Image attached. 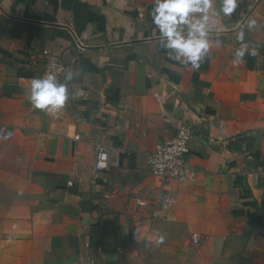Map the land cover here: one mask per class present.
Instances as JSON below:
<instances>
[{"label": "crops", "instance_id": "crops-1", "mask_svg": "<svg viewBox=\"0 0 264 264\" xmlns=\"http://www.w3.org/2000/svg\"><path fill=\"white\" fill-rule=\"evenodd\" d=\"M154 3L0 0V264H264V0H215L198 70L162 47ZM45 53L73 73L56 114L28 99ZM180 122L196 177L161 187L146 157ZM97 147L116 165L95 171ZM162 191L168 212L135 204Z\"/></svg>", "mask_w": 264, "mask_h": 264}, {"label": "clouds", "instance_id": "clouds-1", "mask_svg": "<svg viewBox=\"0 0 264 264\" xmlns=\"http://www.w3.org/2000/svg\"><path fill=\"white\" fill-rule=\"evenodd\" d=\"M214 3L215 0H155L152 8V23L159 32L162 47L171 58L192 70L200 68L201 61L210 49L209 13L216 14ZM237 6L238 0H223L219 12L230 16ZM255 25L256 21L253 20L248 28ZM243 38L244 33L241 31L238 39ZM244 54L243 48L238 49L234 63H239ZM64 79L71 81L73 73L68 72ZM28 99L33 108L56 114L69 99L68 85L59 82L55 74L47 73L31 81ZM102 166L98 164V167Z\"/></svg>", "mask_w": 264, "mask_h": 264}, {"label": "built area", "instance_id": "built-area-1", "mask_svg": "<svg viewBox=\"0 0 264 264\" xmlns=\"http://www.w3.org/2000/svg\"><path fill=\"white\" fill-rule=\"evenodd\" d=\"M45 55L44 69L40 77L47 73H53L57 76L59 82H61L67 72L65 64L52 55L46 53ZM29 104L31 109L35 110L30 102ZM0 135L7 136L3 127L0 128ZM192 138L193 129L180 122L171 140L157 145L152 152L147 154L146 159L149 174L161 187L166 186L173 180L179 182H193L195 180L196 174L187 161V152ZM98 164H102L103 166L98 167ZM115 165V163L109 161L108 149L97 147L93 164L94 170L103 172ZM134 201L137 207L146 212H152L155 216L168 212L176 206L175 198L165 191H162L154 199L137 197ZM192 241L194 244H199V235L193 234Z\"/></svg>", "mask_w": 264, "mask_h": 264}]
</instances>
